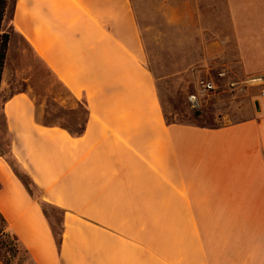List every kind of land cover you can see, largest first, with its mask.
<instances>
[{"label":"crops","instance_id":"0c3cea01","mask_svg":"<svg viewBox=\"0 0 264 264\" xmlns=\"http://www.w3.org/2000/svg\"><path fill=\"white\" fill-rule=\"evenodd\" d=\"M162 18L152 34L143 0H8L0 217L25 264H264V0H167ZM157 37L260 77L251 114L167 120ZM53 86L76 128L41 120Z\"/></svg>","mask_w":264,"mask_h":264},{"label":"rangeland","instance_id":"374dc122","mask_svg":"<svg viewBox=\"0 0 264 264\" xmlns=\"http://www.w3.org/2000/svg\"><path fill=\"white\" fill-rule=\"evenodd\" d=\"M143 3L151 33L166 34L168 28L162 12H166L167 0H143ZM161 42L158 43L157 37L151 45L148 61L157 76V95L167 120L216 125L251 114V95L257 92L260 77L245 75L232 60L206 58L199 52H169L165 40ZM204 84H209V88L201 91ZM51 89L53 94L47 93L43 100L37 98V104L46 108L41 120L46 123L60 121L76 128L83 118L82 106L66 100L56 86ZM190 96L195 99L193 106ZM1 123L0 119V128ZM0 142L5 145L3 138ZM50 214L52 219L56 218V213ZM26 260V254L0 223V264H25Z\"/></svg>","mask_w":264,"mask_h":264},{"label":"trees","instance_id":"16d2710c","mask_svg":"<svg viewBox=\"0 0 264 264\" xmlns=\"http://www.w3.org/2000/svg\"><path fill=\"white\" fill-rule=\"evenodd\" d=\"M7 2H8V0H0V23H1V20H2V17H3V13H4V10H5ZM7 39H8L7 34L5 32H2L1 28H0V77H1V71H2V68H3L5 50H6V46H7ZM19 179L22 181V183L25 186L28 185L27 182H25L23 176L19 175ZM0 223L2 224V226H4V223H3V220H2L1 217H0Z\"/></svg>","mask_w":264,"mask_h":264},{"label":"built area","instance_id":"2783aa9c","mask_svg":"<svg viewBox=\"0 0 264 264\" xmlns=\"http://www.w3.org/2000/svg\"><path fill=\"white\" fill-rule=\"evenodd\" d=\"M208 88H209V84H204V85H202V89H201V91L206 90V89H208ZM260 96L264 99V90H261V92H260ZM189 99H190V103H191L192 106H193L194 103H195L194 96H190Z\"/></svg>","mask_w":264,"mask_h":264},{"label":"water","instance_id":"95a60500","mask_svg":"<svg viewBox=\"0 0 264 264\" xmlns=\"http://www.w3.org/2000/svg\"><path fill=\"white\" fill-rule=\"evenodd\" d=\"M253 106H254V109L257 111L258 108H257V102L256 101L253 102Z\"/></svg>","mask_w":264,"mask_h":264}]
</instances>
